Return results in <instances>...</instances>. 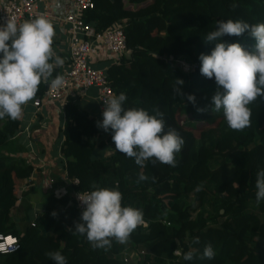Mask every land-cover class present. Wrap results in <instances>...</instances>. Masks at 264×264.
Wrapping results in <instances>:
<instances>
[{
  "label": "trees",
  "instance_id": "trees-1",
  "mask_svg": "<svg viewBox=\"0 0 264 264\" xmlns=\"http://www.w3.org/2000/svg\"><path fill=\"white\" fill-rule=\"evenodd\" d=\"M94 2L84 13L85 22L98 30L122 24L127 36L130 55L107 69L116 95L126 94L125 107L162 112L165 131L176 130L184 145L175 167L149 160L141 168L120 152L99 153L113 141L111 133L70 102L60 131L67 175L53 183L69 188L59 197L51 192L33 217L35 208L28 199L35 190L24 187L33 166L21 157L26 148L16 138L22 121L0 119V233L15 235L20 243L17 251L0 254V264H55L47 256L55 251L67 264H264V201L257 203L255 195L256 173L264 169V97L249 105V126L228 127L223 112L212 111L215 81L200 73L199 60L215 46L204 38L217 21L264 22V0ZM223 39L249 50L255 44L247 32ZM178 60L195 69L183 71ZM177 78L184 81L180 92L174 91ZM46 89L42 83L33 98ZM188 94H195V105ZM141 173L148 179L138 183ZM76 179L79 185L73 187ZM117 185L122 204L142 209L145 224L126 243L113 240L107 250L94 249L85 236L71 230L82 211L70 204V194ZM209 244L216 253L211 260L202 258ZM189 250L194 256L186 262L183 254Z\"/></svg>",
  "mask_w": 264,
  "mask_h": 264
},
{
  "label": "clouds",
  "instance_id": "clouds-1",
  "mask_svg": "<svg viewBox=\"0 0 264 264\" xmlns=\"http://www.w3.org/2000/svg\"><path fill=\"white\" fill-rule=\"evenodd\" d=\"M246 32L255 41L250 50L239 42L230 43L223 39ZM55 35V26L47 13L19 23L14 16L8 15L0 23V119L5 116L19 119L23 107L36 95L42 83L49 89L64 86L62 75L53 78L54 67L64 64V59L53 50ZM204 40L215 45L210 53L199 56L200 73L214 79L216 85L211 96L212 111H222L228 127L241 130L250 125L249 105L258 97H264V22L219 20L215 30ZM183 84L184 81L177 78L174 91L180 92ZM187 100L195 105V94H188ZM126 102L127 96L123 92L109 97L104 102L103 118L97 122L99 128L111 133L115 150L133 158L141 168L149 160L175 167L176 156L184 145L183 137L174 129L165 131L162 112L150 113L143 107H125ZM147 179L141 173L137 182ZM255 188L257 203L264 201V169L256 173ZM78 198L85 208L80 222H76L71 230L85 236L94 249L107 250L113 240L126 243L131 233L145 224L142 209L122 204L123 195L118 185L95 187L89 192H81ZM7 251L0 245V253ZM174 254L180 255V252L175 250ZM215 254L209 244L204 247L202 258L211 260ZM47 256L55 264H67L60 251L48 252ZM193 256L189 250L183 254V260L192 261Z\"/></svg>",
  "mask_w": 264,
  "mask_h": 264
},
{
  "label": "built area",
  "instance_id": "built-area-1",
  "mask_svg": "<svg viewBox=\"0 0 264 264\" xmlns=\"http://www.w3.org/2000/svg\"><path fill=\"white\" fill-rule=\"evenodd\" d=\"M43 0H11L0 4V23H3L8 15L14 16L17 22L34 18L40 13H47L50 19L58 21L52 13L42 11L40 3ZM71 12L67 14L64 22L69 27L70 61L68 71L62 75L64 86L59 89H49L47 86L44 95L33 100L36 112L43 108L44 102H59L64 107L72 102L75 96H88L92 89L96 90V100L101 112L105 110L104 102L109 97L116 95L108 79L107 69L98 66L99 62L110 60L112 64H119L130 55L127 46V36L122 24L104 30H98L93 25L85 22L84 13L95 7L94 0H70ZM176 65L185 72L195 68L184 61L178 60ZM54 78V77H53ZM42 162V159L39 161ZM67 173L65 174L66 178ZM73 187L79 185L76 179ZM87 191L75 190L70 196L78 210L83 211L85 205L79 200V194ZM19 203V202H18ZM35 226L34 223H32ZM0 245L5 246L6 253L15 252L20 248L19 238L12 234L0 233ZM2 254V253H0Z\"/></svg>",
  "mask_w": 264,
  "mask_h": 264
},
{
  "label": "crops",
  "instance_id": "crops-1",
  "mask_svg": "<svg viewBox=\"0 0 264 264\" xmlns=\"http://www.w3.org/2000/svg\"><path fill=\"white\" fill-rule=\"evenodd\" d=\"M10 1L0 0V4ZM39 6L42 11H48L60 19L58 21L51 19L56 29V35L53 38V50L56 55L64 59V64L54 67L53 77L57 74L64 75L69 69L70 61L69 27L64 22L67 14L71 12L70 0H43ZM111 64V61L108 60L99 62L98 66L108 69ZM91 91L92 93L86 97L75 96L76 98L72 102H77L81 110L89 113L98 122L103 117L95 97L96 90L92 89ZM33 100L34 98L23 107L22 115L19 118L22 121V128L16 136L18 143L26 148V152L20 154L21 157L26 159L28 165L33 166L32 174L27 178L24 185L25 191L30 188L35 191L40 188L45 190L48 188L49 182L55 183L65 180L66 174L61 164L62 159H60L62 158L60 146L64 140V137L60 138V131L64 126L65 119L64 106L61 103L48 101L43 103V108L39 112H36ZM96 108L100 116L92 112ZM105 151V147L99 148V153L104 154ZM41 159L43 163L39 162ZM34 192H29L31 193L29 196Z\"/></svg>",
  "mask_w": 264,
  "mask_h": 264
},
{
  "label": "rangeland",
  "instance_id": "rangeland-1",
  "mask_svg": "<svg viewBox=\"0 0 264 264\" xmlns=\"http://www.w3.org/2000/svg\"><path fill=\"white\" fill-rule=\"evenodd\" d=\"M188 64V63H187ZM90 93H92V91H89L88 94L90 95ZM81 97H85V96H81ZM30 102V101H29ZM59 103V102H56ZM95 115L100 116V113L98 112V109H94L92 111ZM115 152V144L113 141H110L109 144L106 146V151L104 154H111ZM61 155V152H60ZM95 155H98L97 153ZM46 159V158H44ZM63 159V158H60ZM48 161V160H47ZM67 182V181H66ZM68 183V182H67ZM68 188L64 183L62 185H55L51 182H49V186L48 188H46L45 190L40 188L37 191H35L32 195H30L29 197V204H31L32 206H34V210L35 213H33V217L37 212H41V210L43 209L44 203L47 200L48 195L53 192L55 196L59 197L62 194H66L68 191ZM20 202V201H19ZM133 252H131L130 254H128V256L132 255ZM133 261L136 260V258L134 256H132Z\"/></svg>",
  "mask_w": 264,
  "mask_h": 264
}]
</instances>
